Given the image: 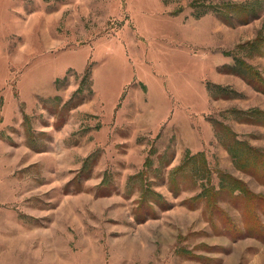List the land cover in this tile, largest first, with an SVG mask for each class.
I'll use <instances>...</instances> for the list:
<instances>
[{"label": "rangeland", "instance_id": "374dc122", "mask_svg": "<svg viewBox=\"0 0 264 264\" xmlns=\"http://www.w3.org/2000/svg\"><path fill=\"white\" fill-rule=\"evenodd\" d=\"M0 264H264V0H0Z\"/></svg>", "mask_w": 264, "mask_h": 264}]
</instances>
